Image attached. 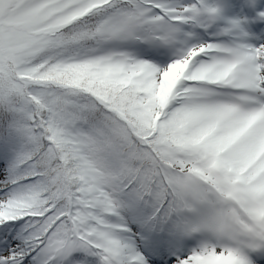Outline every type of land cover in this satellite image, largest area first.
Listing matches in <instances>:
<instances>
[{
	"label": "snow or ice",
	"instance_id": "obj_1",
	"mask_svg": "<svg viewBox=\"0 0 264 264\" xmlns=\"http://www.w3.org/2000/svg\"><path fill=\"white\" fill-rule=\"evenodd\" d=\"M0 264H264V0H0Z\"/></svg>",
	"mask_w": 264,
	"mask_h": 264
}]
</instances>
